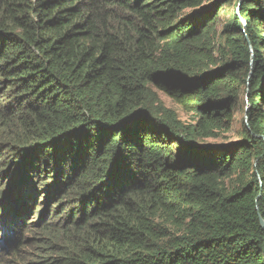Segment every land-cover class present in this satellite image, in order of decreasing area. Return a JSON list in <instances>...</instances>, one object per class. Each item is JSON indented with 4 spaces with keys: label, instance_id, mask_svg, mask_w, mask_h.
<instances>
[{
    "label": "trees",
    "instance_id": "16d2710c",
    "mask_svg": "<svg viewBox=\"0 0 264 264\" xmlns=\"http://www.w3.org/2000/svg\"><path fill=\"white\" fill-rule=\"evenodd\" d=\"M233 1L0 0V172L27 184L0 214L45 243L27 264H264V0L216 32ZM240 87L248 127L201 141Z\"/></svg>",
    "mask_w": 264,
    "mask_h": 264
},
{
    "label": "rangeland",
    "instance_id": "374dc122",
    "mask_svg": "<svg viewBox=\"0 0 264 264\" xmlns=\"http://www.w3.org/2000/svg\"><path fill=\"white\" fill-rule=\"evenodd\" d=\"M236 1L237 0H234L233 2H231L232 4L230 3L228 6H221L220 8L216 10L215 20H214V27H215L216 32L217 31L219 32L221 30L223 23L226 22L229 19V17H231V14L233 12L238 14V7L235 8ZM239 1L241 4L242 0H239ZM216 41H217V38H216ZM159 99H160V102L165 107L176 110L178 117L183 122L190 123L193 120L192 114L190 113L184 114L178 108V106L172 103V101L164 94L159 93ZM226 99L227 97H223L222 102H225ZM248 99H249V91L244 90L242 87H240L235 99L230 100L233 103L232 104L233 109H232V121L230 123L229 130L226 132H219V135L214 138H204L201 141L203 142H224L225 141L226 142V141H234L238 139L243 129V124H245L248 127V121L246 120V110L249 106L247 102ZM227 100L229 101V99ZM25 185L27 184L23 182H18V180L15 181L14 179H12V174L10 170H9V173L0 172V187H3L0 190V203L2 202L1 197L4 198L3 199L4 201L0 204V208H2L3 204L7 202V200L12 198V196L15 193H20L21 187ZM22 195L26 199L28 204H29L30 197L34 195L33 199H34V202L37 204L35 209L30 212L32 214L31 215L29 214V216H27L26 222L31 221V220H35L34 222H37L40 219V216L37 217V214H38L37 212H39L38 207L40 205L43 206L44 211H46V213L48 214L46 216L47 219L49 218V216L52 215L50 207H53V205L48 206V211H47V208L45 210V207H46L45 200L42 198L43 194L40 192V190L38 189L35 190V188H33L32 186V188L23 189ZM11 209H14V208H11ZM11 209L9 210L10 213L7 215L5 222L2 221V214H0V248L2 247V243H1L2 238L4 239L9 238L5 245L8 248H10L15 242L19 234V230L21 229L20 235L24 240L23 242L24 248L22 247L23 251L21 252V255H22L21 261L15 264H27L30 262L31 259L33 260L35 259L36 261L38 258L35 257V254H37L38 251H42V247L44 246L45 243H43L42 241L35 242L36 238L32 237L31 232L25 231V228L21 226L20 222H16V221H19V219L13 216V213L15 212L11 211ZM12 221H13V224L11 226H8L11 224ZM4 223H7V225L5 226ZM11 229L14 230V233L11 234L10 236ZM27 244L29 245V248H25ZM33 260L31 261V264L33 263Z\"/></svg>",
    "mask_w": 264,
    "mask_h": 264
},
{
    "label": "water",
    "instance_id": "95a60500",
    "mask_svg": "<svg viewBox=\"0 0 264 264\" xmlns=\"http://www.w3.org/2000/svg\"><path fill=\"white\" fill-rule=\"evenodd\" d=\"M250 51H251V48H250ZM251 62H252V54L250 55L249 65L251 64ZM259 221H260L261 227L264 229V221L260 217H259Z\"/></svg>",
    "mask_w": 264,
    "mask_h": 264
},
{
    "label": "clouds",
    "instance_id": "9594fccd",
    "mask_svg": "<svg viewBox=\"0 0 264 264\" xmlns=\"http://www.w3.org/2000/svg\"><path fill=\"white\" fill-rule=\"evenodd\" d=\"M2 243V242H1Z\"/></svg>",
    "mask_w": 264,
    "mask_h": 264
}]
</instances>
